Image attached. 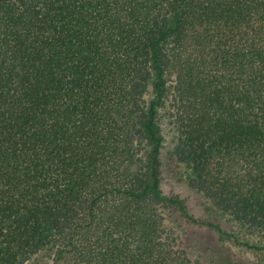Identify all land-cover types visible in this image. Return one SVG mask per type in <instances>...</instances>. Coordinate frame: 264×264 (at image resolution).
I'll list each match as a JSON object with an SVG mask.
<instances>
[{
  "label": "trees",
  "instance_id": "16d2710c",
  "mask_svg": "<svg viewBox=\"0 0 264 264\" xmlns=\"http://www.w3.org/2000/svg\"><path fill=\"white\" fill-rule=\"evenodd\" d=\"M0 264H264V0H0Z\"/></svg>",
  "mask_w": 264,
  "mask_h": 264
},
{
  "label": "rangeland",
  "instance_id": "374dc122",
  "mask_svg": "<svg viewBox=\"0 0 264 264\" xmlns=\"http://www.w3.org/2000/svg\"><path fill=\"white\" fill-rule=\"evenodd\" d=\"M171 140H172V137H171V134H169V136H167V139L165 141V147L161 155V165H162L161 188H162V191L164 195L167 197L179 198L181 200H184V202L187 205V209L189 213L192 214L195 218L203 219L205 215L204 214L205 210H204L201 200H199L197 195H195L188 189L187 184H185L184 181L180 180L179 176L175 172L173 163L169 160L168 154H169V151L172 149V145H173ZM186 172L187 170L185 171L183 169V173L185 177L187 175ZM195 230H196L195 235L197 237H202L204 240H207L206 244L204 245V250L206 249L205 251L208 252V255H209V252L216 250V248L214 247V243L211 241L213 240V237L209 233H207L203 229H199L200 231L197 229ZM235 251L240 256L244 254V255H248L252 257V255L248 253H244L245 250L242 248H239V249L236 248Z\"/></svg>",
  "mask_w": 264,
  "mask_h": 264
}]
</instances>
